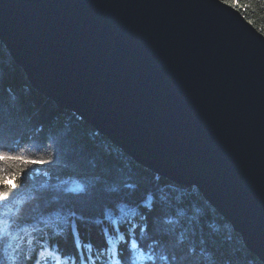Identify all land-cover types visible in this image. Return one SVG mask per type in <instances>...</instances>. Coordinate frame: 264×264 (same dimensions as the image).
<instances>
[{
  "label": "water",
  "instance_id": "95a60500",
  "mask_svg": "<svg viewBox=\"0 0 264 264\" xmlns=\"http://www.w3.org/2000/svg\"><path fill=\"white\" fill-rule=\"evenodd\" d=\"M30 85L195 186L264 263V34L223 0H0Z\"/></svg>",
  "mask_w": 264,
  "mask_h": 264
},
{
  "label": "snow or ice",
  "instance_id": "6c2138e0",
  "mask_svg": "<svg viewBox=\"0 0 264 264\" xmlns=\"http://www.w3.org/2000/svg\"><path fill=\"white\" fill-rule=\"evenodd\" d=\"M224 3L238 7L236 0H224ZM260 31L264 34V27ZM56 118L50 116L52 121ZM21 131L18 110L0 106V264H49L50 261L63 264L61 255L69 256L73 264H157V261L197 264L194 249L177 240L174 222L165 219L171 215L170 206L156 202L148 209L141 208L143 215L134 210L140 208L144 196L155 185L118 181L123 185L119 191L105 192L89 182L90 173L81 161L86 151L102 153V149L96 146L89 149L71 137L61 140L49 136L35 145L36 152L43 150V154L30 156L23 149L8 150L9 142ZM65 157L71 161L70 171L58 168ZM34 166H47L45 176L51 172L57 180L63 173L77 176L82 182L71 180V186L69 180L51 183L49 176V181L39 189H26L25 174ZM25 200L33 203L30 211L21 214L19 204ZM90 213L110 221L107 229L101 228L105 243L97 247L95 254L91 251L92 244L82 241L80 232V225L90 222ZM137 216L140 222L134 223ZM94 223L101 226L102 221L97 219ZM110 231L116 234L115 240ZM61 234L72 238V252L61 248L58 239ZM120 242L127 244V254L124 249H118Z\"/></svg>",
  "mask_w": 264,
  "mask_h": 264
},
{
  "label": "trees",
  "instance_id": "16d2710c",
  "mask_svg": "<svg viewBox=\"0 0 264 264\" xmlns=\"http://www.w3.org/2000/svg\"><path fill=\"white\" fill-rule=\"evenodd\" d=\"M262 2L264 0H236L237 9L247 20H252V24L259 31L264 27ZM0 106L18 110L22 129L21 134L9 142L8 150L23 149L26 154L35 156L43 154V150L40 153L36 152L35 145L42 143L47 137L54 136L61 140L71 137L77 143L88 146L89 149L93 146L102 149V153L95 150L86 151L81 157L83 166L90 173L89 182L97 184L101 190L119 191L123 185L118 181L128 184L141 183L149 187L155 185L154 190L144 196L140 208H134V210L143 215L141 208L148 209L153 203L170 206L171 215L165 219L174 222L177 240L194 249L198 258L197 264H264L245 246L241 235L195 186L175 183L142 166L86 120L69 109L58 107L52 100L38 93L28 82L23 70L15 64L1 41ZM51 115L57 118L52 121ZM58 168L70 171L71 161L65 157L60 161ZM47 170V166L30 168L24 177L25 188L39 189L41 185L49 181V176L52 177L51 183L69 180L68 186H71V180L77 183L82 182L77 176L69 177L63 173L60 174L59 180L51 172L49 176H45ZM32 203L29 200L20 203V213L30 211ZM88 219L90 222L87 225H80L81 239L92 244L91 251L95 254L97 247L105 243L101 228L107 229L110 221L95 213H90ZM97 219L102 221L101 226L95 225L94 221ZM133 222L139 223L140 217L137 216ZM57 231L60 230L57 229ZM109 235L113 240L116 239L115 233L110 231ZM58 239L63 250L73 251L71 237L66 238L64 234H61ZM26 240L27 238H25V244ZM117 247L124 249L127 254V244L120 242ZM144 250L147 252L146 247ZM61 260L63 264H73L72 259L67 255H61ZM49 264L54 262L50 261ZM157 264H164V262L157 261Z\"/></svg>",
  "mask_w": 264,
  "mask_h": 264
}]
</instances>
